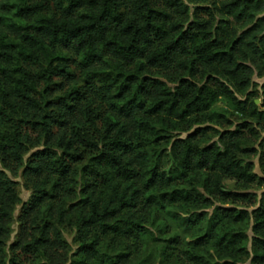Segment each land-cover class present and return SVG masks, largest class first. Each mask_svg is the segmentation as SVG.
I'll return each instance as SVG.
<instances>
[{
  "label": "trees",
  "instance_id": "16d2710c",
  "mask_svg": "<svg viewBox=\"0 0 264 264\" xmlns=\"http://www.w3.org/2000/svg\"><path fill=\"white\" fill-rule=\"evenodd\" d=\"M256 78L264 0H0V166L32 189L9 245L22 200L0 167V264L68 262L45 206L77 229L81 264H132L160 215L170 264H264V192L227 187L264 185Z\"/></svg>",
  "mask_w": 264,
  "mask_h": 264
},
{
  "label": "rangeland",
  "instance_id": "374dc122",
  "mask_svg": "<svg viewBox=\"0 0 264 264\" xmlns=\"http://www.w3.org/2000/svg\"><path fill=\"white\" fill-rule=\"evenodd\" d=\"M256 83H258L259 85L262 84L264 82V79H255ZM260 89V88H259ZM260 101V99H258ZM261 102H259L257 105H260ZM214 111L217 112H223V113H227L230 111V108L227 106V104L223 101L220 100L219 102H217L214 107H213ZM232 121L234 122L233 124L236 125V123L241 122L242 118L241 116H237L236 113H234V116H231ZM202 127H214L215 129L219 130V131H223L225 129H228L229 125L225 124L224 127H221L217 124H213V123H209V124H205ZM231 129H235V126H230ZM195 129H193L191 132H194ZM211 133V131H210ZM187 134H183L182 137H186ZM262 136H264V133H262ZM217 137L214 134H211V141H216ZM30 156L27 155L25 158L26 160L28 159V157ZM254 163H255V173L264 179V172L261 170L260 167V162H259V158H255L253 159ZM1 169H4V171L6 172V174L13 180L16 182V187H17V191L19 193V196L22 200V203L20 205L17 206L16 209V213H15V220L11 225V238L9 240V245L15 243L18 240V234H19V227H20V222L18 221V218L20 216L22 207L24 203H27L32 195V189H31V183L25 179L23 177V167L19 169L12 167L14 169H6L4 168L2 165L0 166ZM227 187L230 190H234V191H240V192H245V193H253L255 195L258 196V199L261 198L262 193L264 192V185L262 186H254L253 188L249 189V190H244L241 191L238 189V185L234 182V181H227ZM77 200L75 199H70L67 202V206L75 203ZM254 203H243V204H239V205H232V204H226V206H232V207H236L237 209L240 210H247V211H252L253 208H255V205H253ZM216 205H220V203H217ZM206 212L210 215L213 214L214 212V207H212L211 209L206 210ZM161 217L159 218L158 223H160L159 228H151V231L153 232L152 236H148L146 238H144L143 240V247H142V253L135 256L132 264H170L167 260H165L163 257H160L159 255V249L160 247L164 244L163 243V239L168 238L170 236V234H165L166 232V225H170L169 223V219L167 216L165 215H160ZM48 222L50 223V225L54 226L58 231L61 232V234L63 235V239L66 242V244L68 245V255H67V263L66 264H81L80 263V256H78V250L80 248V244L78 242L77 239V229L75 227H72L71 225L67 224V223H63L60 219L56 218H51L48 214V207L45 206L43 207L42 212L39 215V218L37 219V223L38 224H43V222ZM174 231L176 233H178L181 237H188L189 233L187 234V232H184L182 230V228H174ZM33 233L36 232L35 230L32 231ZM248 233L250 234L251 232L248 231ZM51 237L54 239V235L51 234ZM110 236L108 238H106L103 242L102 245V250L103 251H109L111 252V240H110ZM10 256L11 253H9ZM18 257L17 259H19V264H47V262L44 259L41 258H34L32 256H30L29 254H25V253H21L20 251L18 252ZM171 264H175V262L173 261V263ZM241 264H250V261L247 260L245 262H242Z\"/></svg>",
  "mask_w": 264,
  "mask_h": 264
},
{
  "label": "water",
  "instance_id": "95a60500",
  "mask_svg": "<svg viewBox=\"0 0 264 264\" xmlns=\"http://www.w3.org/2000/svg\"><path fill=\"white\" fill-rule=\"evenodd\" d=\"M259 102H260L259 100L256 101L257 104H258Z\"/></svg>",
  "mask_w": 264,
  "mask_h": 264
}]
</instances>
